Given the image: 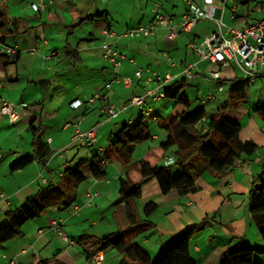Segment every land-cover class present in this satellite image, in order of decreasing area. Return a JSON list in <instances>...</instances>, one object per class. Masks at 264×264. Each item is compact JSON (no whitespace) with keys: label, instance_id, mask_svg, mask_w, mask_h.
<instances>
[{"label":"crops","instance_id":"crops-1","mask_svg":"<svg viewBox=\"0 0 264 264\" xmlns=\"http://www.w3.org/2000/svg\"><path fill=\"white\" fill-rule=\"evenodd\" d=\"M124 1L131 5L132 14L126 13L121 20L113 19ZM144 1L147 4L143 6ZM252 2L257 13L259 8L264 7V0H254L247 4ZM32 3H41L42 7L33 12L30 8ZM157 3L162 13L175 24L186 10L182 0H0V47L8 46L19 50L6 72L0 74V107L2 101L13 105L26 104V108L18 110L19 118L15 123L0 116V195L4 197L0 198V224L7 212L18 209L31 198L49 203V207L39 218L22 227L19 237L0 247V264H41L40 260L51 259L59 251H65L74 264H91L85 260L77 245L80 236L102 238L108 235H128L133 226L142 224L143 220L151 225L137 235L134 241L150 256L156 255L165 242L186 228L196 229L191 239V257L204 264H217L222 247L229 243L240 242L249 248L264 250V239L255 226L248 206L252 182L264 169V119L257 116L254 110L234 118H229L227 113L228 120L240 127V142L249 141L256 145L257 149L251 156L242 157L239 160L240 166L232 168L220 180L214 178L210 171H204L195 180L196 191L184 197L176 191L162 195L155 180L146 182L139 199L129 202L135 225L129 223L125 216L124 202L120 200L114 204L116 195L119 197L118 179L123 175L121 163L114 161L117 173H114L113 181L117 184L106 177L104 180L88 179L75 185L64 175L67 166H73L80 160H90L93 156L91 150L94 149L69 145L73 130L67 128V124L78 123L83 131L97 125L98 134L101 130L105 132L104 139L97 134V145L105 149L119 130L137 124L140 114L138 118L135 117L131 113L138 108L127 107L115 119L107 120L101 112L102 105L107 103L122 110L133 95H143L156 89V84L144 82L143 73L139 74L138 69H151L150 64L153 63V68L157 67L163 74L175 76L186 65L198 61V57L188 48L193 60L188 61L184 57L175 68L170 69L162 59L163 54L169 56L168 51L157 49L162 48L164 42H176L181 35L170 39L166 30H160L146 38L118 41L117 50L132 58L134 64L124 63L113 69L103 59V29L119 34L135 25L148 24L151 14L150 10L147 13V6L152 8ZM179 4L184 6L181 11L178 10ZM213 4L220 9L222 20L227 8L230 9L231 21L241 18L237 14V5L244 6L240 0H213ZM70 6L79 15L71 11ZM258 15L250 23L245 21L244 26L259 19L260 14ZM88 16L97 18L92 22L82 21ZM87 23L96 25L95 32L86 38L83 32L87 29H83V26ZM115 23L119 26L113 27ZM194 30L182 35H191ZM209 33H204L203 36ZM199 35L202 32L193 36L192 42ZM108 40L114 42L113 39ZM30 48H36L37 53L27 55L26 50ZM82 53L86 54L84 59H87L90 70L97 75L87 76L90 79L82 94L80 93L81 97H75L66 102V105L64 102L45 103L44 98L50 88L47 78L52 75L57 77L54 64L69 65L72 68L70 65L74 61L76 66L82 65ZM72 54H75L73 59ZM103 62L108 65L109 72L102 66ZM199 66L206 70L211 65L203 62ZM194 72L196 74V70ZM106 73L109 76L101 83L100 78ZM220 75L224 80L236 77L229 68L224 69ZM116 77L131 79L133 83L126 89L113 81ZM195 80L200 81L198 77ZM109 83L110 88L106 89L105 86ZM99 98L103 101L100 102ZM89 99H95V104L84 105L76 110L70 107L75 100L86 102ZM147 102L154 104L147 99L145 110H149L151 116L143 118L158 127V120L166 117L153 115V106L148 107ZM115 120L118 122L111 124ZM31 125L40 127V138L49 147L51 156L44 166L33 161L25 168L13 171L10 167L16 161L32 156V136L29 132ZM162 133L163 142L167 132L163 130ZM159 138L152 134L151 141ZM104 140L105 144L102 143ZM151 147L154 146L148 149ZM62 149L64 152L60 157L57 151ZM104 152L98 155L102 157ZM109 165L110 163L106 167ZM88 194L96 196L88 197ZM149 202L157 204V209L145 220L141 210ZM77 208L78 213H75ZM60 233L66 237L62 238ZM69 242H73V245H69ZM103 255L102 264H118L123 258V254L116 253L111 248L104 251ZM254 261L255 264H264V255L256 256Z\"/></svg>","mask_w":264,"mask_h":264},{"label":"trees","instance_id":"trees-1","mask_svg":"<svg viewBox=\"0 0 264 264\" xmlns=\"http://www.w3.org/2000/svg\"><path fill=\"white\" fill-rule=\"evenodd\" d=\"M251 1L254 0H240V3L245 5ZM70 10L79 15L73 6H70ZM96 18L97 16H88L82 21L92 22ZM73 57L75 54L71 55V59ZM10 63L8 56L0 54V74L6 72ZM219 83L227 88L228 99L236 102L245 101L247 83L243 78L234 77L232 80L221 78ZM189 84L190 82L184 78L174 80L163 89L165 100L170 101L173 108L181 107L189 110L191 104L186 94ZM206 107L207 105H202L200 100V107L189 115L182 112L158 120V127L167 132L165 140L149 148L138 161L133 162L136 147L152 140V133L140 114L137 124L124 127L113 135V140L105 148L102 157L98 155L96 149H93L90 160H80L73 166L67 167L64 175L75 185H80L88 179L104 180L107 177L106 165L114 161L121 163L123 175L118 179V195L124 202L127 220L135 225L134 213L129 202L139 199L142 186L146 182L155 180L162 195L176 191L184 197L196 191L195 180L204 171H210L214 178L220 180L233 168L237 160L251 156L256 151L255 144L249 141L240 142L239 125L227 118L231 108L229 103L219 105L212 110ZM254 113L264 119V107L255 109ZM39 131L40 127L33 125L29 127L32 136V156L16 161L10 167L11 170L23 169L33 161L43 166L47 162L51 151L41 140ZM166 158H174L173 164L165 166ZM174 168L178 171L176 176L172 174ZM252 185L248 198L249 212L264 239V169L253 180ZM48 207V202L31 198L18 209L7 212L4 221L0 224V247L19 237L22 227L39 218ZM156 209L157 204L149 202L142 206L141 215L146 220ZM143 223L147 225L144 226ZM143 223L133 226L132 232L128 235H108L102 238L83 235L78 238L77 245L81 248L87 262L91 261L96 252H104L111 248L116 253L123 254L118 264H204L191 257L190 241L196 229L186 228L165 242L156 255L150 256L134 241L137 235L146 231L151 225L144 220ZM222 248L217 264H255L254 258L264 255V250H255L240 242L229 243ZM39 262L41 264H74L65 251H59L51 259Z\"/></svg>","mask_w":264,"mask_h":264},{"label":"built area","instance_id":"built-area-1","mask_svg":"<svg viewBox=\"0 0 264 264\" xmlns=\"http://www.w3.org/2000/svg\"><path fill=\"white\" fill-rule=\"evenodd\" d=\"M182 1L186 6V10L176 24L162 13L160 5L157 3L154 4L150 10L151 20L148 24L135 25L119 34L107 28L103 29V41L101 42V48L103 50L102 56L113 69H116L124 63L134 64L132 58L117 50L116 44L119 40L146 38L156 34V32L160 30H166L167 37L175 39L182 34H190L200 22L211 21L215 25L214 31L205 36L199 46H196L194 43L188 45V48L198 57V61L186 65L180 74L175 76L170 73L159 75L152 72L150 69H138L139 74L145 72L147 75L144 82L146 84H156V89L154 91L145 92L143 95H133L128 101V104L125 105L126 107L122 108V110L113 107V105L110 106V104L104 103L101 107V112L107 120L115 119L121 111L125 110L127 107H136L139 109L142 116L145 115L150 117L149 110H145L147 99H150L154 104L161 100H165V94L163 92L164 87L166 88V86L178 78H184L188 82H193L196 77H198L200 81L209 78V80L217 82L216 89L208 91L206 97L201 100L202 105L208 102H215L217 99L215 91H223L224 86L219 82L222 78L220 74L224 69L230 68L231 66L236 67L247 79L249 85H252L259 78H264V7L258 10L260 14L259 19L243 28L232 29L224 25L221 11L213 4V0H202L201 2L198 0ZM41 7V3H32L30 5L33 12H37ZM108 39H113L114 42H109ZM26 53L27 55L33 56L37 53V49L30 48L26 50ZM0 54L8 56L11 61H14L19 54V50L13 47L1 46ZM162 59L170 69L175 68L176 63L167 54H163ZM203 62H207L212 68L207 72L200 68L199 65ZM195 70L196 74L194 72ZM113 81L122 84L126 89L130 88L133 83L131 79L119 77H116ZM111 83L107 84L105 88L109 89ZM99 100L100 102L103 101L102 98H99ZM95 101V99H89L86 102L75 100L70 104V107L76 110L84 105L92 106L95 104ZM24 108H26V104L21 103L19 105H13L7 101H2L0 116L7 118L11 123H15L19 118L18 110ZM66 127L72 128L73 130L72 135H70L69 145H76L84 149L94 148L97 150L98 154L105 151L103 147H98L97 145V125L86 131L81 130L78 123H69ZM63 152L64 149L59 150L57 151V155L61 157ZM172 159L173 158H166L164 160V165H172L174 162ZM240 163L241 162L237 160L233 168L239 167ZM60 176L62 177L63 174L61 173ZM87 196L95 197L96 194H88ZM0 198L3 199L4 197L0 195ZM75 213H78V208L75 210ZM61 237L65 238L66 236L61 234ZM69 245H73V242H69ZM90 260L91 264H102L104 261L103 252H96Z\"/></svg>","mask_w":264,"mask_h":264},{"label":"rangeland","instance_id":"rangeland-1","mask_svg":"<svg viewBox=\"0 0 264 264\" xmlns=\"http://www.w3.org/2000/svg\"><path fill=\"white\" fill-rule=\"evenodd\" d=\"M202 0H199L201 2ZM147 4V2H143V6ZM253 2L251 4H247L244 6L237 5V14L241 16L238 21H231L230 16V9L227 8L226 11L224 12V17H223V23L226 27H231L232 29H239L244 26L245 21L252 22L255 18H258V13L254 10L253 8ZM150 6H147V13L151 8ZM123 8V9H122ZM184 6L183 4L178 5V10L181 11L183 10ZM117 14L118 15H113V19L115 20H121L122 16H124L126 13L128 14L133 12L131 9V5L128 4L126 1L123 2L121 5V8H118ZM121 15V16H119ZM119 16V17H118ZM95 23L94 24H84L83 29H87L86 32H83V34L87 37H90L92 33L95 32ZM119 24H113V27H117ZM211 30H214V25L209 22V21H203L200 22L197 27L195 28L194 32L191 35H181V37L176 41V42H164V45L162 48H158L157 51H168L170 58L177 64L181 60H183L184 57L188 58V61L193 60V55L192 52L188 49V45L191 43H194L196 46H199L202 41L204 40L205 36L204 33H211ZM198 32L201 33L202 35H199L198 38L194 42L193 41V36L198 35ZM80 34V33H78ZM84 38V39H86ZM190 41V42H189ZM97 43V42H95ZM86 46H84L85 48ZM178 48V49H177ZM168 55V54H167ZM82 58H83V64L76 66L75 62L72 61L70 66H73L72 68L68 66H64L63 64H57L55 63L54 67H56L57 71V77L55 78L54 75L50 76L47 78L48 80V85H49V90L47 91L44 102L45 103H50L53 101V103H60L64 102L66 105V102L74 99L75 97H81L80 93L82 94L83 89L86 88V84L89 82L90 78H87V76L92 77L93 74L97 75L95 71L90 70V66L87 64L88 61L84 56L86 54L82 53ZM106 70L109 72V67L106 63H102ZM151 71L155 72L159 75H165L163 74L162 70H158L157 67H154V64L151 63ZM76 66V67H75ZM212 68V66H209L208 69H206V72L209 71ZM233 75L237 78H243L246 83H247V88H246V99L244 102H236L235 100H230L227 98V88L224 86L222 92H217L216 93V101L212 104L207 103V109L212 110L215 107H218L219 105H224L226 103H229L231 105V108L228 112V117L229 118H234L241 116L244 114V112H247L250 110L253 111L257 108L264 107V78H259L257 79L252 85L248 84L247 79L243 76V74L236 69V67L231 66L229 68ZM157 70V71H156ZM109 75L106 73L103 77L100 78L101 83L104 82V79L108 77ZM142 76L146 79L147 75L144 72ZM142 77V78H143ZM55 81H54V80ZM190 86L187 88L186 94L187 98L191 104V108L189 110H185L181 107L173 108L172 103L168 100H161L156 104H147L148 107L153 106V115H160L164 117L172 116V115H177L179 113L184 112L186 115H189L196 111L200 107V100L204 99L207 95L208 91H213L217 87V82L209 80V78L204 79L203 81L194 80L189 84ZM121 87L123 85L121 84ZM38 89V88H37ZM132 115L134 114L135 117L138 118L140 111L138 109H134L131 113ZM145 117V115L143 116ZM103 116H101V119ZM104 119V118H103ZM143 121L145 124L149 127V131L152 134L158 135L160 138L156 141H150L148 143H143L141 145H138L134 151L133 154V162L138 161L143 153L147 151L148 147L150 146H155L158 145L159 143L162 142L163 140V130L158 128L154 123H150L145 121L143 118ZM118 120L113 121L111 124L117 123ZM100 137L103 139L105 138V132L101 130L98 134ZM106 141L104 140V142ZM106 172H107V177L113 181V175L114 173H117L116 170V164L114 162L110 163L109 166L106 167ZM174 176L178 174V171L176 168H174V172L172 173ZM114 184H117L116 181H113ZM121 199L116 195V200L115 203H119ZM190 249H191V241H190Z\"/></svg>","mask_w":264,"mask_h":264}]
</instances>
